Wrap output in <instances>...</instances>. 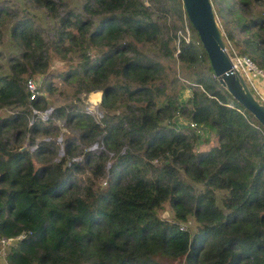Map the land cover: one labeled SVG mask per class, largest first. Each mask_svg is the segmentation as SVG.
Listing matches in <instances>:
<instances>
[{
	"label": "trees",
	"instance_id": "1",
	"mask_svg": "<svg viewBox=\"0 0 264 264\" xmlns=\"http://www.w3.org/2000/svg\"><path fill=\"white\" fill-rule=\"evenodd\" d=\"M71 1L0 2L7 263L264 264V127L215 77L182 0H78L77 12ZM210 1L225 47L264 71V0ZM185 21L196 40L170 47ZM156 43L209 74L168 92L165 66L141 48ZM53 56L67 68L50 69ZM55 80L74 100L47 115ZM92 92L101 117L79 107Z\"/></svg>",
	"mask_w": 264,
	"mask_h": 264
},
{
	"label": "rangeland",
	"instance_id": "2",
	"mask_svg": "<svg viewBox=\"0 0 264 264\" xmlns=\"http://www.w3.org/2000/svg\"><path fill=\"white\" fill-rule=\"evenodd\" d=\"M1 1L2 0H0V2ZM17 1H20L21 6L23 5V0H16V2ZM10 3H13V1H10ZM69 6H75L74 11L76 12L79 11L80 4L78 0H72ZM254 7L258 13H262L264 10V2L254 5ZM31 14L35 15L34 16L35 23H39L41 24V27H43L44 21L41 15L36 11H32ZM175 26L177 27L178 30L176 32L175 42L169 44L170 47H173V45H175L177 49L180 44V39H183L182 35H184L185 40L188 42L196 40V36L194 32H192L189 24L186 21L183 22L182 24H180L179 22H176ZM218 27L221 28V25L219 24ZM222 32L224 33V28L222 29ZM3 42H4V45L8 43V36L6 32H5V35H3ZM159 45H160L159 43L149 44V45H143L141 46V48L147 51L152 57H155L158 60H160L162 64L165 66V73H166L165 79L168 81V85H167L168 92H176V93L181 92V93L186 94L188 93L187 91L188 87L194 84L193 82L195 81L196 77H198L199 75L206 76L209 74V71L206 65H201V66L194 65L193 66L185 62L179 61L178 58L176 57L177 50L175 51V54L172 57H164L160 53V51L157 50V46ZM228 46L231 47L229 43H228ZM233 50L236 51L235 48ZM3 63H4V60L0 62V64L2 65ZM67 65H68L67 63L59 62L58 59L55 56H53L52 62L50 63V69L52 70L56 69V70L62 71L67 68ZM54 85H57L59 89L53 94H50L49 97L46 91L42 92V94L48 98L47 101L51 102V107L46 110L47 115L50 113V110L53 108L52 105H61L62 103H68L74 100V95H73L74 91L71 89L70 86L65 85L66 86L65 87L64 84H62L61 81L59 80H55ZM100 100H101V93L92 92L91 94L81 99V101L79 102V107L81 110L86 111L90 115H93L95 118H97V117H100L101 115V110L99 108ZM135 105H138V103L135 102ZM87 109H90V110H87ZM0 114L5 116L7 115V111H0ZM67 132H64V127H63L62 133L65 134ZM204 137L205 136H202V138ZM45 139L48 140L47 138ZM61 140H62V136L57 137L58 142H60ZM24 142L26 143V141ZM89 148H91L92 150H97L96 144L91 145ZM76 159L80 160L81 157H78ZM184 179L186 180L187 183L194 185L197 190L203 189L202 184H197L193 182L192 180H190V178L188 177H184ZM224 194L225 192L222 190L216 191L217 203H220V199L222 198ZM158 215L165 219H169V218L170 220L172 219V212L170 210V207L167 204H164L158 210ZM3 242L0 243V264H8L6 260V256H7L6 253H7L8 248L12 246L14 243L10 244V241H3ZM170 264H182V263H179L178 261H172Z\"/></svg>",
	"mask_w": 264,
	"mask_h": 264
},
{
	"label": "water",
	"instance_id": "3",
	"mask_svg": "<svg viewBox=\"0 0 264 264\" xmlns=\"http://www.w3.org/2000/svg\"><path fill=\"white\" fill-rule=\"evenodd\" d=\"M186 16L207 53L219 83L264 127V103L259 101L239 72L232 69L230 57L217 25L210 0H182Z\"/></svg>",
	"mask_w": 264,
	"mask_h": 264
},
{
	"label": "built area",
	"instance_id": "4",
	"mask_svg": "<svg viewBox=\"0 0 264 264\" xmlns=\"http://www.w3.org/2000/svg\"><path fill=\"white\" fill-rule=\"evenodd\" d=\"M182 38L185 40L184 35H182ZM186 41V40H185ZM188 42V41H186ZM231 61L232 69L239 72L247 86L250 88L252 93L258 97V100L264 103V99L260 95L257 85H256V80H260L264 84V71L259 69L249 57L245 55H239L233 50L231 47L232 54L229 52V48L225 47ZM27 87L31 91V99L34 98V96L37 94L36 89V82L28 80L27 81ZM90 110V109H87ZM36 112V111H35ZM47 113V112H46ZM101 117V115H100ZM95 147V146H94ZM3 241H9L7 239H2L1 242ZM5 243V242H3Z\"/></svg>",
	"mask_w": 264,
	"mask_h": 264
},
{
	"label": "crops",
	"instance_id": "5",
	"mask_svg": "<svg viewBox=\"0 0 264 264\" xmlns=\"http://www.w3.org/2000/svg\"><path fill=\"white\" fill-rule=\"evenodd\" d=\"M256 85L260 95L264 99V84L260 80H256Z\"/></svg>",
	"mask_w": 264,
	"mask_h": 264
}]
</instances>
